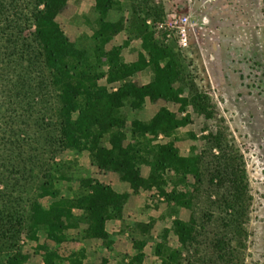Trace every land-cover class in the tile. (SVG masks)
I'll use <instances>...</instances> for the list:
<instances>
[{
    "label": "trees",
    "instance_id": "16d2710c",
    "mask_svg": "<svg viewBox=\"0 0 264 264\" xmlns=\"http://www.w3.org/2000/svg\"><path fill=\"white\" fill-rule=\"evenodd\" d=\"M167 20L163 0H0V264H245L246 163Z\"/></svg>",
    "mask_w": 264,
    "mask_h": 264
},
{
    "label": "rangeland",
    "instance_id": "374dc122",
    "mask_svg": "<svg viewBox=\"0 0 264 264\" xmlns=\"http://www.w3.org/2000/svg\"><path fill=\"white\" fill-rule=\"evenodd\" d=\"M163 2L168 28L177 37L198 86L213 99L216 124L226 129L244 157L252 197L245 225V264H264V0ZM75 11L71 3L63 19L76 23ZM63 27L62 37L72 38L73 28ZM182 31L185 46L180 41ZM106 179L115 181L117 176L109 174ZM124 198L130 207L136 206L134 195ZM130 244V236L125 235L116 248L125 251ZM6 251L0 247L1 254ZM197 256L191 250L183 259L193 261ZM40 262L34 254L27 264Z\"/></svg>",
    "mask_w": 264,
    "mask_h": 264
},
{
    "label": "built area",
    "instance_id": "2783aa9c",
    "mask_svg": "<svg viewBox=\"0 0 264 264\" xmlns=\"http://www.w3.org/2000/svg\"><path fill=\"white\" fill-rule=\"evenodd\" d=\"M180 41H182V45H186V39H185V33L184 31H182V38L180 39Z\"/></svg>",
    "mask_w": 264,
    "mask_h": 264
}]
</instances>
